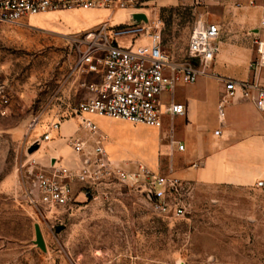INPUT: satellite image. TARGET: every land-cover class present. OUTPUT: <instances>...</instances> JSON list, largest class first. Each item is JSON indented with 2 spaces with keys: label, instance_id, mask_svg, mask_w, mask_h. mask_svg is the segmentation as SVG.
I'll use <instances>...</instances> for the list:
<instances>
[{
  "label": "rangeland",
  "instance_id": "1",
  "mask_svg": "<svg viewBox=\"0 0 264 264\" xmlns=\"http://www.w3.org/2000/svg\"><path fill=\"white\" fill-rule=\"evenodd\" d=\"M131 2L113 13L110 24H135L128 11L144 14L145 21L159 20L161 47L172 59L184 57L198 22L220 27L218 53L224 61L219 74L257 59L258 38L252 28L238 25L242 7L236 1L177 0L165 7L155 0ZM41 15L18 24L0 23V99L7 101L0 106V264H264V188L190 183L182 217L157 215L135 186L114 177L100 181L87 200L69 209L28 201L34 194L33 167L42 158L48 163L58 151L74 164L69 137L95 148L84 139L90 132L75 114L86 96L84 84L93 77L71 73L77 56L61 36L77 31L47 23ZM66 15H56V22ZM78 15L76 22L93 21L106 12ZM41 26L52 33L35 28ZM223 42L235 51H227ZM214 66L212 62L206 75L221 78ZM63 121L51 142L28 151L51 123ZM136 133L156 140L160 128L144 125ZM168 160L161 157L158 172L171 176ZM36 225L44 249L35 242ZM59 226L63 229L57 231Z\"/></svg>",
  "mask_w": 264,
  "mask_h": 264
},
{
  "label": "built area",
  "instance_id": "2",
  "mask_svg": "<svg viewBox=\"0 0 264 264\" xmlns=\"http://www.w3.org/2000/svg\"><path fill=\"white\" fill-rule=\"evenodd\" d=\"M132 0H0V23H21L40 13L107 8L126 9ZM254 5L255 0H248ZM264 5V0H261ZM121 39L127 40L124 45ZM145 41L137 45L138 42ZM220 28L213 22L196 23L188 38L182 59H172L161 47V22L139 20L135 24L114 26L106 21L97 27L70 36L68 48L76 60L71 73H83L93 79L84 84L86 96L75 108L82 128L97 134L95 124L83 115H97L144 124L155 128L163 125L164 117L183 115V106L173 102L179 86L194 84L207 74L219 52ZM257 59L249 63L253 78L238 81L223 78V101L239 95L264 111V81L256 73L264 68V38L256 39ZM6 99H0L5 104ZM60 122L51 123L49 130L33 143L40 145L52 139ZM98 141L103 139L99 136ZM68 144L76 156L72 166L50 159L33 167L34 194L28 201L46 208L69 209L87 200L103 179L114 177L135 186L151 210L162 217L186 214L185 196L190 184L174 176L138 166L128 170L112 164L105 152L96 147L89 150L87 142L69 137ZM178 150L183 149L178 144ZM261 185V183H258Z\"/></svg>",
  "mask_w": 264,
  "mask_h": 264
},
{
  "label": "crops",
  "instance_id": "3",
  "mask_svg": "<svg viewBox=\"0 0 264 264\" xmlns=\"http://www.w3.org/2000/svg\"><path fill=\"white\" fill-rule=\"evenodd\" d=\"M155 1L165 7L175 4L177 0ZM233 1L242 7L241 16L237 19L238 25L252 28L254 35L263 39L264 5L261 0H255L254 5H248V0ZM116 10L119 9L91 8L40 14L48 18L47 23L52 20L59 27L80 33L110 21ZM102 11L106 12L105 17L76 22L79 13L90 17ZM60 13L67 14V19H58L56 22L58 17L55 16ZM128 13L132 14L131 11ZM49 26L35 28L50 32L52 28ZM61 36L68 39L72 34L62 32ZM222 44L227 51H235L230 44ZM223 61V55L218 53L213 61L218 74ZM253 74L249 62L243 61L238 68L219 75L221 78L224 76L246 81L251 80ZM256 76L261 82L264 81V68L257 71ZM221 78L204 75L194 84L177 87L173 92V102L183 106V115L172 119L165 116L156 140L136 133L144 125L97 115L82 116L91 120L97 128L95 136L88 133L84 139L92 140L96 147L101 148L112 164L128 170L143 166L159 171L160 159L166 157L169 158L168 173L189 184L264 188V111H258L251 101L239 95L223 101ZM186 92L189 96H184ZM62 123L64 121L60 125ZM55 133L52 132V139ZM99 136L102 141L97 140ZM178 144L183 145L182 150L177 149ZM53 158L59 159L57 162L61 165H73V160L62 159L58 151L49 156V159ZM45 160L42 158L39 163L46 164Z\"/></svg>",
  "mask_w": 264,
  "mask_h": 264
},
{
  "label": "water",
  "instance_id": "4",
  "mask_svg": "<svg viewBox=\"0 0 264 264\" xmlns=\"http://www.w3.org/2000/svg\"><path fill=\"white\" fill-rule=\"evenodd\" d=\"M133 15V18L136 20V21H139V20H145V15L142 14V13H132ZM39 147L38 143H32L28 149L29 152H32L34 151L35 149H37ZM63 229V226H59L57 227V231ZM35 242L36 244L41 248V249H44L45 246H44V241H43V238L41 236V233H40V230H39V227L36 225L35 226Z\"/></svg>",
  "mask_w": 264,
  "mask_h": 264
}]
</instances>
